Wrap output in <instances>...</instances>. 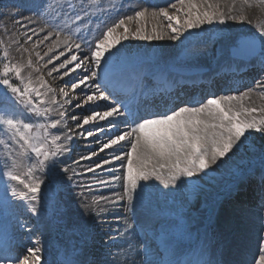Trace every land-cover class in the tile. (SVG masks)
<instances>
[{
    "label": "snow or ice",
    "instance_id": "obj_1",
    "mask_svg": "<svg viewBox=\"0 0 264 264\" xmlns=\"http://www.w3.org/2000/svg\"><path fill=\"white\" fill-rule=\"evenodd\" d=\"M183 6L187 4V12L183 24L178 17L170 15L165 8L157 12L153 10L151 15L156 17L162 15L168 21V28L171 30V39L178 40L185 32L190 33L191 29L199 28L205 22L212 24L214 21L220 24L228 20L245 22L246 17L241 13L232 14L234 9H229L228 13L220 10L219 5H214L211 0H179ZM247 3V0H245ZM35 12L40 17H46L55 13L58 17L61 15L57 11L51 0H35ZM171 7L176 9L177 5ZM147 8L137 10L133 15L124 16L115 20L110 25H106L102 34L91 44L90 64L91 70L85 80H95L97 71L103 65V71L106 78H113L121 62L122 47L119 38L113 36L117 29L124 26L122 36L128 38L129 32H132L138 39L152 40L162 39L159 34L147 35L143 27H138L134 31L125 26L126 21H132L136 18H143L148 13ZM184 12V8L178 9ZM67 15L68 13H64ZM85 15H87L85 13ZM29 22L35 23L32 17L27 18ZM83 18L77 12L75 20L80 21ZM176 21L173 26L172 21ZM59 28V25H56ZM41 31H44L41 28ZM155 33V28L153 29ZM51 34H46L45 38H50ZM2 43V42H0ZM63 43L67 44V41ZM248 54L255 55L257 48L259 55L264 57V28H260L259 36L247 42ZM71 51V45H68ZM76 48L80 45L76 44ZM51 51V49H49ZM39 56V53H37ZM88 54H85L87 57ZM58 58V57H57ZM76 55L66 58L60 65V69H66L64 75L68 74L67 66L76 61ZM51 62V58H49ZM82 63V61H81ZM80 67L77 63L71 70ZM32 68V61L26 64L14 62L10 50L3 47L0 54V133L6 135L9 141H14L15 146L21 150L20 153L12 152V145L4 144L9 149V155H15L17 158L9 165L5 163L4 168L8 170L3 173L11 183L6 187L5 192L10 193L11 197L20 201H28L31 204L30 211L35 213L37 205L42 200V188H48L50 185L55 188L57 185L70 179L67 176L69 171L66 167H60L58 157L63 151H66L60 143L61 135L58 126L60 119H53L50 113L53 111L49 105L55 103L54 100L45 97L51 89L41 78L38 86L34 82L30 73L26 69ZM54 66L53 71H56ZM80 83H84L81 80ZM79 84L73 83L75 89ZM41 89H46L42 92ZM67 96V93H64ZM111 97L100 90L96 85V92L86 96L85 103L90 101H110ZM249 99L248 94L240 96L211 97L206 102L198 106H182L170 110L162 115L152 116L150 118H137L138 114L132 110L128 104H123L125 111L116 103L108 104V110L103 113L93 109L91 116L83 119V125L91 121L107 120L109 118L124 117L130 118L133 127L130 131L118 134L115 138L103 144L101 151L119 144L121 141H128L129 148L124 152L126 158L125 183L123 184L124 193L120 199L125 197L129 204L133 202L144 192L146 183L155 178L160 181L164 188L175 187L181 177L192 178L200 173L207 174V171L225 157L236 155L245 147V141L250 135L255 133H264V107H247L244 101ZM79 107V105H77ZM257 113L261 115L257 117ZM32 116L35 121L28 120L27 116ZM62 115V114H61ZM76 119V117H73ZM127 123L128 120L126 119ZM115 126V125H113ZM92 136V131L87 132ZM70 139V137H65ZM95 154V153H93ZM25 155L32 161L24 171L23 175L19 171L21 164L19 156ZM115 159L120 160L121 156ZM108 163V161H105ZM261 164L264 165V154H262ZM165 170L167 174L165 175ZM264 171V169H262ZM41 175L37 176L36 173ZM116 179H121L116 177ZM143 182V183H142ZM131 210V209H130ZM264 240V238H262ZM10 252V250H8ZM32 260L25 258L23 261L9 255L0 254V264H39L40 255L38 249L28 250ZM261 251L264 252V245ZM69 264H72L69 261ZM171 264H181L180 261H173ZM255 264H264V254H260Z\"/></svg>",
    "mask_w": 264,
    "mask_h": 264
},
{
    "label": "rangeland",
    "instance_id": "obj_2",
    "mask_svg": "<svg viewBox=\"0 0 264 264\" xmlns=\"http://www.w3.org/2000/svg\"><path fill=\"white\" fill-rule=\"evenodd\" d=\"M12 1H16V0H9V2H12ZM259 1L263 2V4H264V0H259ZM51 2L53 4L54 8L57 11L61 12V15L59 17L57 15H55V13L48 15L49 19L54 24L57 25L58 22H55L54 20L59 21V18H61L63 16L64 11L67 10L68 2L66 0H51ZM92 2H94L96 5H99L101 3L100 0L99 1L98 0H96V1L92 0ZM81 3H83V1ZM110 3H112V0H108V4H110ZM212 3L214 5H216L214 2H212ZM17 5L20 6L19 3H17ZM7 6H8V3H2V0H0V11H1L0 12V42H2V43H0V54H2L3 47H7L10 50V53L14 59V62L26 64L29 60H31L32 61V68L26 69L25 74H28L32 71L30 74H31L33 82H34V86H38V82L36 81L37 79L40 80L42 78L43 81L47 80V78L42 74V69L44 68V65H42V63H41L42 55L39 54V56H37L38 51L35 48L33 50H30V48L24 47V42L27 41L26 36L24 35L25 38L23 37V39L19 38L15 34V31H14L15 28L17 29V24L23 23L22 21H19V20H18L19 23L15 22V16H18V18L19 17L22 18L21 17L22 10L19 9L18 11L20 13L17 12V14H15V15H13L12 13H10V14L8 13V14L4 15L2 13V11H4L5 8H7ZM181 7L182 6L179 5L178 9H180ZM187 7H188L187 4H185V6H183L184 12L179 13V16H178V13H175V12H173L171 14L175 17H178L181 24H183V22L186 18L185 13L187 12ZM219 8H220V10L223 9L222 11H224V12L227 10V8L225 6H221L220 4H219ZM263 12H264V10H263ZM225 13H227V11ZM263 15H264V13H263ZM143 19H144L143 20L144 24L142 23L140 25V27L149 26V30L144 29L145 34L154 35L157 33L159 35H162L163 39H152V40L138 39L134 35H132L131 32H129L128 38L124 39L122 36V33L124 30H121V28H119L116 30V34H119L120 39H121L120 41L121 42L124 41L128 45H135V47L133 49H131V51L133 52L134 55L137 52H140L142 47L143 46L145 47L150 42H152L151 45H156V46H154V48L158 47L159 45L164 46L166 44V42H168V43L175 42L176 46L178 47L177 49H174L175 50L174 53L176 56L175 62H181V63L193 62V61L197 62L203 56H206V54L211 55L212 58L214 57L213 59L217 60V58L219 56L220 49H222L221 46H224L223 44L228 43L227 50H228V52L231 53V48L233 46L237 45V41L241 36L253 35V36L258 37L260 28H264V17H263L261 20H259L257 22L256 28H254L253 30H250V31L242 33V34H238L239 36L236 34L237 36L235 35V37H232L234 34V31L232 32V30H230V28L232 27V24L230 26V24L227 22L224 24H220V23L215 22V21L212 24H208L207 22H205L198 29L197 28L193 29V30L191 29L190 30L191 34H189L188 32H185L181 35L180 39L173 40L170 38L172 33H171L170 28H168V26H167L168 21H166V18H163L160 15L154 17V22L155 23L157 22V26H154V27H152L153 25L151 26L150 22L146 23V19H148V17H146V18L143 17ZM79 22L80 21H78V23ZM232 22H233V20H232ZM9 23H10V25H8ZM172 24H173V26H176V21L175 20L172 21ZM228 24H229V26H228ZM58 25L60 26L58 28V30L60 31V34L65 33L63 28H61V23H58ZM43 26H44V24H43ZM64 26H70V25H69V23H67ZM136 28H138V26L132 27L133 31ZM154 28L156 31L155 33L153 32ZM52 30H55L57 32V34L59 33V31L56 29H51V31ZM198 30L200 32H198ZM117 31H118V33H117ZM206 31H208V32H206ZM95 33L96 34H102V29L99 26H97L95 28ZM60 34H58V35H60ZM86 34H88V33H86ZM6 36L11 37V39H13V42L15 45L10 46V44L7 42ZM88 36H90V35L88 34ZM86 38H87V40L92 39L91 36L86 37ZM201 39H204L203 42L199 41ZM225 41H226V43H225ZM130 42H132V43H130ZM86 44H88V43H86ZM138 46H141V48H137ZM14 48H16V51L14 50ZM135 48H136V50H134ZM18 50H20L21 53L20 52L16 53V52H18ZM197 51H200V52H197ZM125 52H126V50L123 49V47H122V57L124 56ZM143 53H144V51L140 52V54H143ZM192 54H194V55L191 57L190 55H192ZM203 54H205V55H203ZM150 59H152L151 55L144 57L143 60L148 61ZM38 63H40V68L36 67V64H38ZM175 65L176 64H173V66H175ZM191 66H194V65H191ZM214 66H216V65L214 64ZM195 67H198V66H195ZM198 68H201L203 71V69L205 67H198ZM207 68H208V66H207ZM33 74H34V76H33ZM262 77H263L262 83L264 84V72H262ZM44 78H45V80H44ZM46 83H47V86L51 89V91L47 92V96L45 97V99L47 100L48 98H51L52 100L55 101V103L49 105V107H51L53 110L56 107L59 108L60 110H62V108L60 107V104H57L58 103L57 102L58 101L57 93H59L61 91V88L57 85V83L55 84V82L53 83L51 81H47ZM262 83L260 86H263ZM69 86H72V84L71 85L69 84ZM64 89L65 90L63 92L68 93L70 91V89L68 87H65ZM66 89H68V90H66ZM43 90L46 91V89H41L42 92H43ZM254 90H256V91H254ZM254 90H253V92H255V97H257L256 98L257 100L253 101V102H244L245 106L257 107V108L264 107V93L261 91V92H259V94H261V95H259L257 93L258 89H254ZM2 91H3V89L0 88V92H2ZM224 92H226V91H224ZM257 95H259V96H257ZM61 97L62 96H60L58 98L60 99ZM252 97H253V94L249 96V99H251ZM50 114L52 116V112ZM260 115H261L260 113H257L258 118ZM26 118L28 120L35 121V118L30 116V115L27 116ZM68 126H70V124L66 122V127L68 128ZM78 135L82 136V134H78ZM254 136H255V138H257V136L258 137H262V136L264 137V133H255L253 135V138H254ZM82 137L84 138V136H82ZM0 141H4L5 144L12 145V149H11L12 152L17 153L16 147L18 149V146H15L14 142L12 143V141H9L8 137L6 135H4L3 133H0ZM84 143H86V141H84ZM263 149H264V141L257 140V139L252 140V139H250V136H249L248 139L245 141V147L242 148L239 153H237L236 155L230 154L231 158H229V157L223 158L222 161L218 162L216 165H213L207 171V174L200 173L197 176H194L193 179L199 181V183L202 186V187L200 186V190H201L200 194H202V192H203V195H201L202 199L197 196V198L189 200L188 193L190 191H185L184 189H182L183 185L185 184V180H188V179H184V177H181L180 180L177 181L175 187H169V188H164L163 184L160 181L153 178L146 183L144 192L140 194V196L133 202V204H129L126 197L124 200H117V199H119V197H118V198H116V201L117 202H123L124 207L130 208V209L132 208L133 209V210H131L132 217L135 218V216H136L137 218H139L140 222L143 223V225H145L147 228H150L149 226H151V228H153L152 225H155V226H158L157 229L159 232L164 233V231H162V228L163 227L166 228L167 223L169 224V226H170V224H172V228L168 227L165 229L166 235L169 237L170 240L176 241V242H179V243L185 245V242L183 240H186V238L183 237L181 231H185L186 233H191V232H195V231H197V229L201 228L206 223L207 217H208V215L206 214V211H205L206 206H207L206 203L207 202L208 203L213 202L214 200L217 201V199H218L217 195H220V193L222 191L221 188L225 185V183L227 181L231 182L233 179H235V171H237V167L240 165H244L248 161L252 163L254 160H256L258 157H260L262 155ZM83 151H84V149H83ZM122 151L123 150L117 151V154L115 156H118V153H119V156H122L121 155ZM126 151H124V152H126ZM115 156H113L111 159L107 157V158H105V159H107L105 161H108V162L117 161V159H113V158H115ZM21 158H23V155L19 156V162H20V164L21 163L23 164V165L21 164L22 169L20 168L19 171L23 175L24 171H26L27 166L30 163H32V161L27 159V157L24 158L25 160H23V159L21 160ZM14 159H16L15 155H9V149L6 148L4 146V144H0V232L3 235H5L7 231L9 233H12V231H14L15 228H17L14 222H17L18 220H19L18 222L22 225L23 230L26 229V228L24 229V227L26 226L27 228H32V230L37 231L38 227L40 228L41 225L51 224L50 225L51 227L49 226V229H47V227L44 225L46 228L45 230L47 232V235H45V237L44 236H39V237L37 236L35 238H31L32 232L31 233L29 232V234H28V239L30 240V244L27 246V249L28 250L29 249H38L39 250V252H38V254L40 255L39 264H62L63 253L66 254V250L68 252L74 253L75 248H76V252L74 254L71 253L73 255L69 256V259H72L71 260L72 264H82V261L84 259L88 260V257H84V255H83L84 249L86 246L91 245V243H92L91 240H92V237L94 236V233L96 232L97 225H93L91 223V225L89 226L88 222H86V221L84 223H80V222L76 221L77 224H80V225L82 224L81 226L75 225L76 223L73 224L72 221L75 220L74 219L75 214L73 213V209H75V208L71 207V205L77 206L78 203L82 204L83 202L84 203L86 202V203H88V205L91 206V208L93 210V214H94L93 217L97 216L100 220L103 218L106 219L110 215V212L113 211V208L116 207L115 200H114V192L115 191H112V193L109 195L107 193V189H108L109 185H104L105 189L102 187H101L102 188L101 189L98 186L94 185L95 188H94V186H92L85 191L80 190L77 192H75L76 190L73 189V193H69L68 190L67 191L61 190V186L65 183V181H64L61 184H59L60 191H58V197H57L56 201H54V203H51V201L46 199V196H45V189L46 188H42L41 196L43 198L40 201V203L37 205V211L35 213H33L29 210L31 207L30 202H28V201L22 202V201L18 200L17 198L11 197L10 193L5 192L6 187H8V185L10 183L13 186H16L18 188L21 187L19 185H15V182H9L7 180V177L5 175H3V173L8 170L7 168H4L3 165L5 163H8L10 165ZM105 161L104 162L102 161L101 164H106ZM121 163H123V162H121ZM125 165H126V162H125ZM115 166H118V164H116ZM74 170H75V168H74ZM123 170H124V174H125V169L123 168ZM78 171H80V169ZM69 172L67 173L68 177H70ZM38 174L39 173L37 172L36 175L39 176L40 174L39 175ZM166 174H167V170H165V175ZM104 175L107 177H110L109 173L104 174ZM107 177H105V180L107 179ZM77 178L78 177H75V176L72 177L71 176L70 179H66V180L67 181L73 180V179L77 180ZM120 182H121V186H122V188L120 190L121 195H122L124 193L123 184L125 183V180L124 179H123V181L120 180L118 182V184ZM192 186L193 185L190 184V188H192ZM193 187H195V185ZM100 191H101V194H100ZM97 193H99V194H97ZM67 194L70 196H67ZM71 195H72V197H71ZM106 196H111V199L112 198L113 199L112 200L111 199H105L104 200V198H106ZM97 198H99L100 200L99 199L97 200ZM86 199H87V201H86ZM97 202L98 203L100 202V203L98 204ZM93 205H94V207H93ZM13 207L16 210V214L13 213ZM8 208H11V211H9ZM54 211L57 213V216H56L57 221L56 222H55V220H53L54 219V217H53ZM127 211L129 212L128 209L124 208L123 210H120V213L117 211L118 214L114 215L113 217H119V216H123L125 214V216H123V217L127 218L126 217L128 215ZM249 211L250 210L247 207H245L243 209L236 207L235 209L231 210V208L228 206V209L225 210V215H227V216L224 217V219H223L224 222L222 223L221 227L220 226L217 227L218 230L221 231V233L219 234V240H221L222 242H221V244L215 243V245L217 247L216 248L217 251L219 252L218 256H221L222 251L224 250L223 246L225 243V249H226L227 253H225L223 255L226 258V264H231V261H233V259L236 260V262L238 264H247V262L244 260L243 257L249 256L252 253H254L256 255V257L258 258V256L260 254H264V252L261 251L262 245H264V241H263L262 245L259 246L260 245V235H258L256 233V232H258L257 230L255 231V224L256 223L258 224L259 220H260L259 226L262 225L261 219L256 218L254 216L255 222L252 220H248V221H245L243 223H239V221L237 219V218H239V216H242L244 214H246L245 217H249V215H250ZM121 212L123 215L121 214ZM96 213H98L99 216H98V214L95 215ZM102 214H103V216H102ZM133 214L135 216H133ZM91 217H92V215H91ZM113 217H112V220H113ZM260 217L262 218V214L260 215ZM10 218H11V220H10ZM183 218H185L186 221H183ZM122 221H123V219H122ZM125 223L127 224L128 227H130V229L134 228V227H132V223L130 224L127 221ZM218 223H221V221L217 220V222L215 224H218ZM58 224H60V225H58ZM87 224H88V227L86 228ZM28 225L30 227H28ZM116 225H117V223L115 224V222L112 223V221H111L109 228H115ZM226 225L231 226V227L227 228V230H226ZM81 227L85 228V229L82 230ZM106 230L104 233H110V231H106ZM127 232H129V230L123 231V233H121V237L123 236V238L125 239L124 240L125 243L128 245L130 240H129V233H127ZM136 232L139 236H141V234H142L141 229H137ZM125 234H127V235H125ZM204 236H205L204 233L202 234V236H200V233H199L198 239L204 238ZM115 237H116L115 235H112V238H115ZM105 238L110 239L109 235L108 236L105 235ZM211 238H215V235L211 236ZM71 239L74 240V243L69 242ZM130 239H131V237H130ZM31 241H33V242H31ZM189 241H190V243H193V241H191V240H189ZM78 242L80 243V247H78ZM100 247H103V244L100 245ZM121 247L127 248V246H125V247L121 246ZM131 247H132V245H131ZM116 248H117L116 245L114 247H112L111 250H109V254L114 253V249H116ZM126 250L128 251V252L126 251L127 254L130 255L132 253L133 255H136L138 257V259H136V257H134V256L133 257H131V256L127 257L126 255L123 256L122 254L124 252V249H122L121 253H120L121 255H118L116 257V259H114V260H117L116 264H136V261H138V264H139L140 253H143L142 250L140 249L138 251V253H134L133 251L129 250V248H127ZM116 251H118V249ZM25 254H26L24 256L25 258H27L29 260L33 259V257L29 253V251L26 250ZM102 257L103 258H100L99 263L102 261V264H108L106 259H108L109 257H107L105 259L104 254L102 255ZM118 258L122 259V262ZM112 261L113 260L111 259L110 264H112ZM66 264H69V261Z\"/></svg>",
    "mask_w": 264,
    "mask_h": 264
},
{
    "label": "bare ground",
    "instance_id": "obj_3",
    "mask_svg": "<svg viewBox=\"0 0 264 264\" xmlns=\"http://www.w3.org/2000/svg\"><path fill=\"white\" fill-rule=\"evenodd\" d=\"M211 1L214 2L216 5L220 4L221 6H225L227 8V10H226L227 13L229 12V9H234V12L232 14L241 13V14H243L246 17V20L243 23H241L239 21H233L232 22V20H228L227 21V23H229L230 26L232 24V27L230 28V30H232V32L234 31V34H233L232 37H235L236 34L238 35V34H242V33L248 32L250 30H253L254 28H256L257 22L264 17V15H263V13H264L263 12L264 4H263V2H261L259 0H247V3H245V0H211ZM2 3H8L7 8H5L4 11H2V13L4 15H6L8 13L9 14L12 13L13 15H15V14H17V12H19L18 11L19 9L22 10V12H21L22 13L21 17L22 18H20V17L18 18V16H15V22L16 23H19L18 20L23 22V23L17 24V29L15 28V30H14L15 34L19 38H22V39H23V37L25 35L26 38H27V41L24 42V47L25 48H30V50H33L35 48L38 51V53L42 55L41 63H42V65H44V68L42 69V74L47 78V80H45V78H44V80H45L44 82H47V81H51L53 83L55 82V84L57 83V85L61 88V91L59 93H57V99H58L57 102H58V104H64L68 108L65 109V110H60L59 108H55L52 111L51 118L60 119L61 120V124L58 126L59 134L61 135L60 143H61L62 147L64 149H66V151H63L61 153V155L58 157V163H59L60 167H66L70 171V170L73 169V162H72L73 161V157H72V154L74 153L72 151V148H71V146L74 145V142H73L74 140H73L72 137H73V134L77 130V127H78L77 125L84 119V117H86V114L84 112L87 111L88 113H90L92 115L93 109H95L97 112L103 113L104 111L108 110V104H110L111 101H108V102H105V101H90L88 103L84 102L87 95H90V94H93V93L96 92V85H97V83H96L97 77L95 78L94 81L93 80H85L84 79L85 77H87L89 75V71L91 70V64H90V61H89L90 59L89 58H87V59L83 58V56H82V51H84L83 47L80 46L79 48H76L75 47L76 43H73L71 39H69L68 37H64V36L58 35V34H53L52 31H49L46 27L43 26L42 21L40 20V18H38V16L35 13V7H34L35 0H16V1H12V2H9V0H2ZM17 3H19L20 6H18ZM169 3H171L170 5H172V4L178 5L177 1H172L171 2V0H162V3L160 4V7L163 6V5H167ZM172 10H174V9L172 8L171 11ZM151 12L152 11L149 10V12L146 13V15H147L146 17H148V19H146V23L150 22L151 26L153 25L152 27H154V26H157V22L156 23L154 22V17L151 15ZM177 12L181 13L178 10H177ZM160 16H162V15H160ZM178 16H179V14H178ZM28 17H32V19L34 21H36V22L35 23L29 22L28 19H27ZM163 18H165V17H163ZM10 23L8 25H10ZM229 24H228V26H229ZM41 28H43L44 31H41ZM143 28L146 29V30H149V26H145V27L143 26ZM198 32H200V31L198 30ZM206 32H208V31H206ZM48 33H50L51 36H50V38L46 39L45 36ZM6 38H7V42L10 44V46L15 45L14 42H13V39H11V37L6 36ZM203 40L204 39H201L199 41L203 42ZM64 41H67V44L63 43ZM226 41H225V43H226ZM121 43H122L123 47L125 48L126 53L121 58V62H120L119 65L128 64V63H132V62L137 61V57L134 56L133 52L131 51V49H133L135 47V45H128L124 41H122ZM69 44L71 45V51H69V47H68ZM151 44H152V42L148 43V45H146L145 47L143 46L141 50L148 51V52H151V53L153 52V54L156 57L157 63L163 64V65H166V66H171L173 64L174 58L176 57L175 53H174L175 52L174 49L178 48L176 46V43L175 42H172V43L166 42V44L164 46L159 45L156 48H154V46H156V45H151ZM223 45L224 46H221L222 49H220V52H219V58L216 61L213 60L214 57L212 58L211 55L206 54V56H203L197 62L193 61L195 64H191V65L198 66V67H207V66L210 67V66H214V64H215L217 66V68H218L217 69L218 72H220V74H222L225 71V68H223V66H222L223 62H226L228 60H232L233 61V59H234L230 55L228 50H227L228 43L223 44ZM137 48H141V46H138ZM49 49H51V51ZM14 50L16 51V48H14ZM19 52L21 53L20 50H18V52H16V53H19ZM85 53H88V52L85 51L84 54ZM79 54L81 56H79ZM72 55H76L77 60L73 61V64L67 66L68 74L64 75V72H65L66 69H60L59 65L66 58H70ZM140 55L141 54L139 53V56ZM203 55H205V54H203ZM49 58H51V62H49ZM81 61H82V63H81ZM77 63H80V67H77V68H75V71H72L71 69ZM237 63L239 64L241 62H237ZM181 65H183V64H181ZM54 66L57 69L56 71H53ZM245 66H246V64L243 65L242 67H245ZM36 67L40 68V63L36 64ZM157 72H159V71H157ZM121 73L123 74L122 71H121ZM150 75H152V73H149L148 76H150ZM33 76H34V74H33ZM81 80H84V83H80ZM36 81L39 82L40 80L37 79ZM73 83H77V84H79V86L76 87L75 89H73L72 86H69V84L73 85ZM65 87H68V88L71 87L73 89L72 90V94L79 93V92H84L86 94H82L83 95L82 97H78L77 95L73 96L72 103L69 104V103H67L66 100L70 97L71 94H67V96L64 95L65 92H63V91L65 90L64 89ZM99 87H100V90L102 91L103 89L101 88L100 85H99ZM256 89H258L257 90L258 94L261 91L264 93V85L260 86V87L258 86V88L256 87ZM66 90H68V89H66ZM253 90L254 89H250V90L248 89L246 91L234 94L233 96H240L241 94L247 93L248 97H249L250 95L253 94V97L251 99H247V100L244 101V102H253V101L257 100L256 99L257 97H255V92H253ZM254 91H256V90H254ZM43 92H45V90H43ZM219 94H223L224 95V94H226V92H224V90L221 89ZM259 95H261V94H259ZM259 95H257V96H259ZM60 96H62V97L59 99L58 97H60ZM81 102L86 104L84 108L81 107V106H79L77 108H74V106H77ZM199 104L200 103H197L196 105H192V106H198ZM138 116H139V118L146 117V116H144L142 114H138ZM73 117H76V119H73ZM64 118H70L72 120V124H70V126H68V130L70 129L69 131H65L67 127H66V121L64 120ZM109 119L112 120L111 124L107 120H102L100 123H98L96 125L91 124V125L88 126V130L92 131V133H93L91 138H89L90 136L87 135L88 140L92 139V141H94L93 143L90 144L91 148H92V150L94 149L95 151L98 152V154H94V156L92 158V162L94 163V165L95 164H97V165H96V168L95 167L93 168V170L91 171L90 174L93 177H98V178H96V179H99L96 182V185H98V186L102 185V188H104V185H109L108 189H112V190H108L106 188L107 189V193L109 195L112 193V191H115L114 192V200L116 202V198L120 197V195H121V191L120 190L122 188L121 182L119 184H118V182L120 180L123 181L124 176L120 177L121 179H113L112 177H114L115 175H114V172L112 170V167H114L116 164L119 165V163L124 162L126 160V158L124 156H121L120 160L110 161V162H108L106 164H101V163H102V161L104 162L105 160H107V159H105L107 157L111 159L113 156H115L117 154V151H119V150H128L129 144H128V141L125 140V141H121L117 145L111 146L110 148H105L103 151H101V147L103 146V144H105L108 141H110L111 139L115 138L118 134H122L125 131H130V128L132 127V125H129L126 128H124V129H121V126L128 125V123H125L123 117H118V118L115 117L114 119L113 118H109ZM116 119H118L121 124L119 125L118 130L113 132L112 130H116V126H117L113 122ZM113 125H115V126H113ZM82 127H80V128H82ZM78 134H81V133L78 132ZM65 137H70V139H66ZM13 142L14 141H12V143ZM93 146H94V148H93ZM16 150H17V153H20V151H21L19 148L17 149V147H16ZM118 155H119V153H118ZM24 158H26V156L23 155V158H21V160L22 159L25 160ZM85 163H86V166H89V162L88 161H85ZM20 168L22 169V167H20ZM122 169H123V167H122ZM107 173L110 174V177H107V176L104 175V174H107ZM105 177H107L106 180H105ZM95 186H94V188H95ZM113 186H115V188H113ZM97 194H99V193H97ZM100 194H101V191H100ZM71 197H72V195H71ZM98 199L99 198H97V200ZM105 199H111V196H107L106 198H104V200ZM86 201H87V199H86ZM87 204H82V205H80L77 208V220H76L77 222L84 223L85 221L89 222L91 220V215H93V214L91 213L90 207ZM93 207H94V205H93ZM121 214H122V212H121ZM127 214H129L128 211H127ZM114 215L115 214L113 213L112 216H114ZM260 215L261 214L258 211V212H256L255 217L261 219ZM98 216H99V214H98ZM102 216H103V214H102ZM123 216H125V214ZM103 219H105V218H103ZM126 219L127 218H125V220ZM97 222H98L99 227L102 228L103 232H105V230L110 227V223H111V221L108 220V219H105V220L101 221V223H99V221H97ZM112 223H114V222L112 221ZM28 227H30V226L28 225ZM25 228H27V227L25 226L24 229ZM106 231H108V230H106ZM12 233H13V231H12ZM114 233H118V239L117 240L113 241V240L108 238V240H105V242H102V241L98 242L99 246L103 244V247H100V248L101 249L104 248L105 250H102V251H106L114 243H117V244L123 243V241H124L123 240V236L119 237L120 231H118L116 228H114V230H112L111 234H114ZM127 233H129V232H127ZM25 234H27V232H25L23 234V236ZM125 235H127V234H125ZM97 238H99L101 240L100 236H98L96 234V236L94 237V240L97 239ZM161 240H162V242H164V240H165V242L168 243V241L166 240V236L165 235L161 236ZM31 242H33V241H31ZM95 243H97V242L94 241V244ZM118 259H120V258H118ZM116 262H117V260H114V264H116ZM13 264H15L14 261H13Z\"/></svg>",
    "mask_w": 264,
    "mask_h": 264
},
{
    "label": "trees",
    "instance_id": "obj_4",
    "mask_svg": "<svg viewBox=\"0 0 264 264\" xmlns=\"http://www.w3.org/2000/svg\"><path fill=\"white\" fill-rule=\"evenodd\" d=\"M256 139H257V140H262V141H264V137H263V136H262V137H258V136H257ZM256 139H255V140H256Z\"/></svg>",
    "mask_w": 264,
    "mask_h": 264
},
{
    "label": "water",
    "instance_id": "obj_5",
    "mask_svg": "<svg viewBox=\"0 0 264 264\" xmlns=\"http://www.w3.org/2000/svg\"><path fill=\"white\" fill-rule=\"evenodd\" d=\"M242 42H244V43H245V42H248V39H247V40H242ZM257 50H258V48H257Z\"/></svg>",
    "mask_w": 264,
    "mask_h": 264
}]
</instances>
